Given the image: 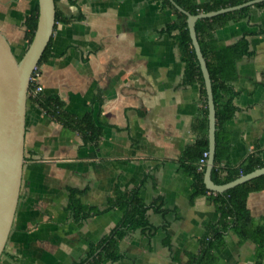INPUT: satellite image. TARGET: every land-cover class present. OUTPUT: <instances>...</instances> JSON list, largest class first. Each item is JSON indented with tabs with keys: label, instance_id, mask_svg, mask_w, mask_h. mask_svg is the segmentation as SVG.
Here are the masks:
<instances>
[{
	"label": "crops",
	"instance_id": "obj_1",
	"mask_svg": "<svg viewBox=\"0 0 264 264\" xmlns=\"http://www.w3.org/2000/svg\"><path fill=\"white\" fill-rule=\"evenodd\" d=\"M35 4L0 0V31L18 51ZM55 7L82 17L55 23L51 55L38 66L42 93L58 95L76 116L92 111L102 135L96 146L84 144L27 101L19 197L0 264L78 262L122 213L111 209L77 225L66 208L69 189H85L79 199L102 209L116 185L139 187L149 227L127 232L117 243L120 257L104 264H189L219 214L212 194H193L181 165L184 149L204 133L203 100L199 83L184 82L177 30H166L173 11L157 0H55ZM214 34L227 46L244 38L248 48L227 72L237 92L225 123L228 162L237 166L249 154L264 161V5L249 6ZM247 208L264 216V189L249 194ZM212 254L211 264H255L256 245L227 230Z\"/></svg>",
	"mask_w": 264,
	"mask_h": 264
},
{
	"label": "trees",
	"instance_id": "obj_2",
	"mask_svg": "<svg viewBox=\"0 0 264 264\" xmlns=\"http://www.w3.org/2000/svg\"><path fill=\"white\" fill-rule=\"evenodd\" d=\"M74 1V0H70ZM164 8H169L175 15L174 23L166 30H177L173 36L180 49V57L184 62V82L199 83L200 93L203 100L202 123L204 133L191 145H188L182 153L184 170L192 177L193 194L208 192L212 194V201L219 214L218 220L207 226V232L201 238L202 248L197 255L191 256L189 264H211L215 257L212 248L215 243L220 242L227 230L238 236L239 241L251 240L256 245L255 264H264V216L254 218L247 208V198L251 192L264 189V175L239 184L224 193H211L203 183L204 169H198V160L203 151L208 150L207 138V107L205 99V88L202 73L189 36L186 16L177 10L169 0H157ZM183 9L192 14L208 12L230 5H236L246 0H174ZM55 2V0H54ZM257 6L264 5V2L257 3ZM249 7L226 12L211 18L200 19L196 22L195 29L202 54L206 60L210 74L213 98L216 110V131H215V161L211 172L212 180L222 184L235 179L241 174L252 171L263 166L264 161L255 154H249L246 159L237 166L228 162L230 137L225 129V123L231 119L236 110L234 99L237 92L229 84L228 71L235 68L236 61L248 53L247 42L241 38L236 44L227 46L215 37V30L223 26L230 19H239L245 15ZM81 15L65 16L55 7V23L60 21L68 23L73 20H80ZM37 22V5L24 20V39L27 44L31 42ZM55 26V24H54ZM51 37L37 63L38 66L45 62L51 55ZM32 85H30L31 87ZM28 100L36 103L49 118L63 126L76 131L82 138L84 144L97 145L102 130L95 121L92 111L82 116H76L65 110L64 101L56 94H43L42 91L36 95L28 94ZM85 189H69V201L67 210L70 212L73 221L81 224L89 217L104 213L111 209H118L122 218L111 232L101 238L96 244H90L87 253L73 264H82L93 256L87 264H104L106 261H113L120 257L117 249L118 240L127 232L136 228H148L149 223L146 211L150 205H146L140 196L139 187L123 190L119 185L113 188L107 205L100 209L83 203L79 195ZM155 211H162L160 204L153 203ZM100 249L95 255L94 253ZM63 264V263H57Z\"/></svg>",
	"mask_w": 264,
	"mask_h": 264
},
{
	"label": "water",
	"instance_id": "obj_3",
	"mask_svg": "<svg viewBox=\"0 0 264 264\" xmlns=\"http://www.w3.org/2000/svg\"><path fill=\"white\" fill-rule=\"evenodd\" d=\"M169 2L186 16L189 36L204 82L208 121V157L203 173V183L211 192L224 193L239 184L264 175V165L222 184L215 183L211 178L215 161L216 110L211 78L198 42L195 25L200 19L240 10L264 2V0H246L236 5L197 14L183 9L174 0H169ZM36 5V28L31 42L20 58L15 56L10 43L0 31V256L11 230L19 197L29 80L53 33L55 24L54 0H36ZM92 257L82 264H87Z\"/></svg>",
	"mask_w": 264,
	"mask_h": 264
},
{
	"label": "built area",
	"instance_id": "obj_4",
	"mask_svg": "<svg viewBox=\"0 0 264 264\" xmlns=\"http://www.w3.org/2000/svg\"><path fill=\"white\" fill-rule=\"evenodd\" d=\"M30 85H32L30 87ZM43 90L42 84L40 82V73L39 70L37 69V66L33 69L32 74L30 76L29 80V89H28V94L30 95H36L39 92ZM207 157H208V150L203 151L201 157L198 160V169H204L206 162H207ZM211 192V191H210ZM215 194V192H211Z\"/></svg>",
	"mask_w": 264,
	"mask_h": 264
},
{
	"label": "rangeland",
	"instance_id": "obj_5",
	"mask_svg": "<svg viewBox=\"0 0 264 264\" xmlns=\"http://www.w3.org/2000/svg\"><path fill=\"white\" fill-rule=\"evenodd\" d=\"M27 46H28V44H27L26 40L24 39V41L22 42V45H21V49H19V51L17 49H14L12 46L11 47H12V50H13L15 56L17 58H20L23 55L24 51L26 50ZM27 101H28V99H27Z\"/></svg>",
	"mask_w": 264,
	"mask_h": 264
}]
</instances>
